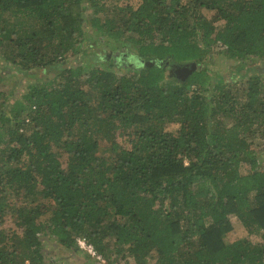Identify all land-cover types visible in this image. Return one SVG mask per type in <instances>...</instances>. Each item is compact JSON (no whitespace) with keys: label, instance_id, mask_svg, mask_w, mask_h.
I'll use <instances>...</instances> for the list:
<instances>
[{"label":"trees","instance_id":"trees-1","mask_svg":"<svg viewBox=\"0 0 264 264\" xmlns=\"http://www.w3.org/2000/svg\"><path fill=\"white\" fill-rule=\"evenodd\" d=\"M105 10L0 0V264H58L46 242L99 264L78 238L109 262L264 264V78L213 77L204 60L218 45L264 62V0ZM14 76L39 80L7 92ZM231 215L260 240H228Z\"/></svg>","mask_w":264,"mask_h":264},{"label":"rangeland","instance_id":"rangeland-1","mask_svg":"<svg viewBox=\"0 0 264 264\" xmlns=\"http://www.w3.org/2000/svg\"><path fill=\"white\" fill-rule=\"evenodd\" d=\"M106 4V10L105 13H113L111 10V6H113V1L116 0H99ZM119 4H126L131 3L133 5H138L140 0H117ZM221 49L220 46H216L215 51L213 50L212 53H210L204 60L205 63L210 68L209 71L212 74L213 77H215V72L221 71L223 73V76L226 78L231 79V81H237L238 84L244 83L250 75L256 73L260 74L264 78V62L261 58L256 57H246L244 58L243 62L235 59L229 58L224 51L218 50ZM103 51V49H99V52ZM219 51V52H217ZM98 55H95L94 58H97ZM85 55L83 53H79L75 56H72L69 59L68 65H80L82 61L85 59ZM101 66H104V63H100ZM204 62L201 64H197V67L204 66ZM122 72L127 71L128 69L123 67L120 69ZM18 75V73L16 74ZM42 79H46L44 76ZM39 80L36 76H28L23 79V83L19 84L17 80V76H14L11 80H8L5 83L4 89L8 92L18 85L19 90L24 91L28 88V84L31 82H35ZM18 83V84H17ZM180 124L179 123H168L166 125V128L168 130L176 132L179 129ZM124 137V136H123ZM122 136H118L119 140L123 139ZM262 142L264 143V138L262 139ZM109 144L106 141H101L100 148L98 150V154L108 152ZM247 166L246 164H243L242 171H246ZM231 220L233 222L234 228L232 231H230L227 234L228 240H234L241 237H250L255 241L260 240V236L257 234H250L245 226L242 224L241 220L236 215H231ZM2 226L8 227V228H17V225L15 224L14 220L12 219L10 214H7L4 221L2 222ZM79 243V242H78ZM80 245V243H79ZM45 248L48 250L49 255L57 258L58 264H79L80 259H77L76 256H73L70 254V251L66 249L65 247H61L60 245H54L51 242L45 243ZM80 249H83L84 251H87L80 245ZM88 252V251H87ZM112 258H115L116 260L109 262L106 259L98 261L99 264H134V261L131 257L123 258L121 256H117L115 253H112ZM99 259V258H98ZM152 263H155L156 258L150 257L149 258ZM129 261V262H128Z\"/></svg>","mask_w":264,"mask_h":264},{"label":"built area","instance_id":"built-area-1","mask_svg":"<svg viewBox=\"0 0 264 264\" xmlns=\"http://www.w3.org/2000/svg\"><path fill=\"white\" fill-rule=\"evenodd\" d=\"M78 242L89 253H91L92 255L96 256L99 259L104 260L103 256L101 254L97 253L94 246L91 243L87 242V240L85 238H78Z\"/></svg>","mask_w":264,"mask_h":264},{"label":"flooded vegetation","instance_id":"flooded-vegetation-1","mask_svg":"<svg viewBox=\"0 0 264 264\" xmlns=\"http://www.w3.org/2000/svg\"><path fill=\"white\" fill-rule=\"evenodd\" d=\"M183 67V65H176L175 67V72L180 75V77L186 78L189 73L186 72V69L183 67V69H180L178 67ZM188 67H191V64L187 65Z\"/></svg>","mask_w":264,"mask_h":264},{"label":"water","instance_id":"water-1","mask_svg":"<svg viewBox=\"0 0 264 264\" xmlns=\"http://www.w3.org/2000/svg\"><path fill=\"white\" fill-rule=\"evenodd\" d=\"M191 64V67H188L187 65L189 64H184L183 67L186 69V72L187 73H191L193 69H195V67L197 66V62L193 61L190 63ZM183 67H178L180 69H183Z\"/></svg>","mask_w":264,"mask_h":264}]
</instances>
